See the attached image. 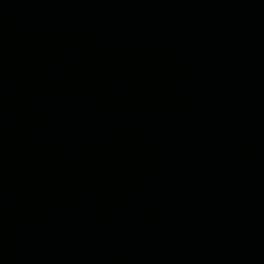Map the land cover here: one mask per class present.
Wrapping results in <instances>:
<instances>
[{"label":"water","instance_id":"1","mask_svg":"<svg viewBox=\"0 0 264 264\" xmlns=\"http://www.w3.org/2000/svg\"><path fill=\"white\" fill-rule=\"evenodd\" d=\"M0 264H264V0H0Z\"/></svg>","mask_w":264,"mask_h":264}]
</instances>
